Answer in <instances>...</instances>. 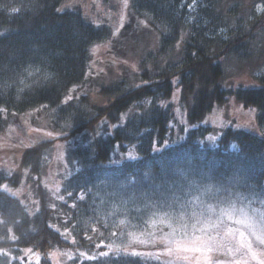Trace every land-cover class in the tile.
<instances>
[{"label":"trees","instance_id":"16d2710c","mask_svg":"<svg viewBox=\"0 0 264 264\" xmlns=\"http://www.w3.org/2000/svg\"><path fill=\"white\" fill-rule=\"evenodd\" d=\"M182 1L130 0L113 34L80 7L59 11L65 0H0V136L32 110L63 134L24 148L18 171L0 169V264H58L54 252L68 264H176L182 260L166 258L167 236L239 231L230 214L264 227V136L228 127L213 143V128L201 125L155 149L170 134L174 84L193 122L234 97L255 106L264 127V75L255 86L234 85L222 64L251 55L264 32V0L227 8L223 24L238 15L219 41L188 21ZM151 30L157 41L147 48L140 40ZM106 40L117 56L132 50L138 59L116 79L98 81L89 64ZM93 87L107 103L91 100ZM57 140L68 141L78 169L53 192L40 184V169ZM127 151L137 157L120 161ZM24 171L37 181L31 206L2 189L20 186Z\"/></svg>","mask_w":264,"mask_h":264},{"label":"rangeland","instance_id":"374dc122","mask_svg":"<svg viewBox=\"0 0 264 264\" xmlns=\"http://www.w3.org/2000/svg\"><path fill=\"white\" fill-rule=\"evenodd\" d=\"M250 2L251 0H183L180 6H185L190 23L197 24V27L201 26L205 29L204 31L211 33L210 35L215 41H219L232 30L234 27L232 18L238 15L233 10L235 16L223 24L221 19L227 13V8L232 6L233 9H236V7H241L246 3L250 4ZM129 3L130 0H65L59 11L73 6L80 7L83 14L92 22L106 24L111 27L113 34H116L126 23ZM261 5L262 3L256 5L257 11L262 10ZM156 41L157 36L152 30L147 37L140 40L142 45H146L147 48H153ZM111 50H113L112 40L111 42L106 40L92 49L93 60L89 64V77L99 75L98 81H103L104 78L107 80L116 79L122 70L136 67L138 58L133 55L132 50H128L124 56H117ZM222 62L229 83L244 87L255 86L258 82L257 78L264 75V32L258 34L251 55L227 56ZM95 89L96 87H93V91L91 90V100L101 105L107 103V100L97 94ZM168 103L173 108V114L169 121L170 134L162 145L156 143L155 149H162L182 141L188 130L201 125H209L213 128V132L207 137L213 143L228 127L245 129L264 136V127H260L257 123L256 107L238 103L234 97L229 98L226 104L215 105L197 122L189 119L187 99H183L181 89L177 84H174V90ZM46 117L47 114L39 116L37 110H32L12 120L7 132L0 136L1 170L18 171L20 156L24 148L32 147L35 143L44 140H55L58 136L63 135L60 130L48 128ZM181 127L184 129L183 132L180 130ZM75 138H69L70 144L74 142ZM203 142L205 141L203 140ZM68 147V141L57 140L53 148L44 154L40 169V184L43 183L42 186L47 187L50 191L59 190L62 180L78 169L77 165L72 166L70 163L71 159L67 155ZM131 149L134 148L131 147ZM121 156L120 161L136 158L137 154L127 151L124 154L121 153ZM115 162L116 160H112V163ZM34 180V178L28 177V172L24 171L20 186L13 189L6 182L2 185V189L21 197L26 205L31 206L34 204L33 183L37 184V181ZM228 219L235 221L242 228L239 231L200 232L194 236L186 234L182 238L167 236L164 239L165 246L168 248L166 258L169 253L170 260H182L170 261L176 264L183 262L191 264H264V227L260 220L250 217L240 220L232 214ZM24 253H27L28 256L33 254L29 251H24ZM31 257L32 259L39 258L35 254ZM51 257L53 263L66 264L67 262L68 264L69 262L63 253L54 252Z\"/></svg>","mask_w":264,"mask_h":264}]
</instances>
